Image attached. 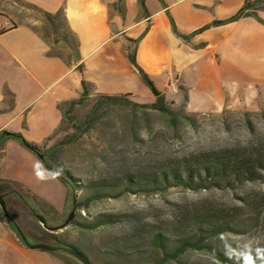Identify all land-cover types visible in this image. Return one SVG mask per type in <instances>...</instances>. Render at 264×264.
<instances>
[{"label": "rangeland", "instance_id": "rangeland-1", "mask_svg": "<svg viewBox=\"0 0 264 264\" xmlns=\"http://www.w3.org/2000/svg\"><path fill=\"white\" fill-rule=\"evenodd\" d=\"M50 24L57 35L66 32L62 19ZM144 88L148 96L139 103L148 105L154 97ZM96 101L87 99L76 106L74 120L84 124ZM168 106L167 115L108 107L84 135L66 123L40 152L57 154L74 181L73 189L67 190L39 159L41 168L28 157L9 152V175L22 177L28 191L37 189L62 209L53 213L46 203L20 190L51 227L65 224L74 198L77 203L101 199L88 210L77 211L72 225L56 235L46 232L30 210L14 211L28 242L61 248L53 254L29 250L0 209L4 225L26 249L25 255L0 264H264V173L230 188L195 192L163 181V174L193 157L264 146V108L196 115L183 104ZM12 107L8 98L0 114ZM64 142L71 144L57 149ZM52 167L63 175L57 165ZM68 247L83 259L66 252ZM183 247L177 260L164 261Z\"/></svg>", "mask_w": 264, "mask_h": 264}, {"label": "crops", "instance_id": "crops-1", "mask_svg": "<svg viewBox=\"0 0 264 264\" xmlns=\"http://www.w3.org/2000/svg\"><path fill=\"white\" fill-rule=\"evenodd\" d=\"M245 3L146 0L144 14L139 0H0V23L16 26L0 35V106L13 100L12 109L0 114V134L21 135L41 148L64 126L71 104L81 100L84 81L89 99L127 97L143 105L145 85L128 59L134 51L166 105L183 104L196 115L260 112L264 25L247 17L200 32L230 21ZM256 15L264 21V2ZM47 16L52 22L62 19L66 32L57 35ZM150 101L155 104V97ZM9 152L42 164L17 142L6 143L0 181L28 189L22 177L9 175ZM30 192L62 211L50 196ZM25 253L0 215V262Z\"/></svg>", "mask_w": 264, "mask_h": 264}, {"label": "trees", "instance_id": "trees-1", "mask_svg": "<svg viewBox=\"0 0 264 264\" xmlns=\"http://www.w3.org/2000/svg\"><path fill=\"white\" fill-rule=\"evenodd\" d=\"M145 1L146 0H139L142 11L144 12V14H147ZM263 2L264 0H246L243 9L230 21L225 23H214L213 25L206 27L200 32L206 31L211 27H221L223 25L236 23L241 19L247 17H254L264 25V21L260 20L256 15V12L259 11V7ZM47 19L51 21V18L49 16H47ZM182 38L188 42L190 41V37ZM135 43L136 45H138L140 43V40ZM128 59L130 61V64L138 72L143 84L151 91V93L155 97L156 103L153 105H139L131 102L127 97L101 96L97 99L96 104L93 107V111L91 115L86 119L85 123L79 124L72 117V112L76 106L83 104L90 97L89 86L84 81V94L80 101L73 102L71 104L69 111L65 114L64 125L67 123L76 133L84 135L93 128L94 124L97 122L100 112H103L106 110V108L112 106L128 107L134 111L141 109L158 112L163 115L170 114L171 109L168 105H166V102L161 93L157 90L149 76L138 66L136 61V51L130 54L128 56ZM59 131L55 135H57ZM9 141L17 142L35 157H37L35 151L40 153V147L30 144L23 138V136L3 132L0 134V159L3 157L5 145ZM70 144L71 143L68 142L61 143L57 149L61 150ZM41 163L66 187L67 190H69V188L73 189L74 181L69 172L64 168L63 165L59 163L56 153L50 154L49 160L47 161L45 159L44 161H41ZM52 164L57 165L58 169L63 173L64 176L61 175V173H59L55 168H53ZM262 173H264V146L243 148L238 150H226L193 157L191 160H186L183 166L172 168L168 173L163 174V181L167 183L169 187L184 188L193 192L200 190L207 191L210 189L220 190L222 188H230L234 183L257 180L261 177ZM0 186L12 187L14 189H17L20 193V190H26L24 186L14 182L0 181ZM28 192L31 193L30 191ZM21 195L24 196L22 193ZM34 197L38 199L36 196ZM96 199H101V197L89 198L82 203H77V211L88 210L91 203ZM52 211L53 213H58L54 209H52ZM157 243L159 248L161 250H164L165 245L161 240V237H158ZM59 249L61 250V248ZM68 250L74 253H78L71 247H68ZM184 251V247L179 248L177 250V253L173 254V256L166 257V260L164 261L177 260L179 255ZM78 255L81 257L80 254ZM84 263L87 264L86 261Z\"/></svg>", "mask_w": 264, "mask_h": 264}, {"label": "water", "instance_id": "water-1", "mask_svg": "<svg viewBox=\"0 0 264 264\" xmlns=\"http://www.w3.org/2000/svg\"><path fill=\"white\" fill-rule=\"evenodd\" d=\"M35 153L37 154L36 156L40 161L45 160L44 155L40 154L37 151H35ZM76 204H77V200H76V198H74V206H73L72 213L70 214V216H69L68 220L65 222V224L62 226H59V227H51L48 224L47 220L42 216L35 214L34 217L36 218V220H38V222L40 223V225L42 226V228L46 232L53 234V235H56L57 233L66 230L73 223V221L75 219V215L77 213ZM0 209H1V213H2L3 217L8 219L10 217L9 211H8L7 204L4 201L3 196L0 197ZM18 232H19V235L21 236L25 246L31 251H41V252H46L49 254L57 253L60 251V249L52 247V246H48V245H31L28 242V240L26 239V237L24 236V234L19 229H18ZM66 252H68V253H70V254L74 255L75 257H78L82 260V258L77 253H74L72 251H67V250H66Z\"/></svg>", "mask_w": 264, "mask_h": 264}, {"label": "flooded vegetation", "instance_id": "flooded-vegetation-1", "mask_svg": "<svg viewBox=\"0 0 264 264\" xmlns=\"http://www.w3.org/2000/svg\"><path fill=\"white\" fill-rule=\"evenodd\" d=\"M41 154L44 155V157L47 161L49 160V154L48 153L42 152ZM1 196L4 197V201L6 202L7 208L9 211L10 217L6 220L14 225L17 232L19 229L24 234V232L20 229L19 222H18L17 218L15 217L14 211L20 212L22 210H30L35 215L36 213L34 210H36V207H35L34 203L31 202L29 199H27L25 196H22L21 193L17 189H14L12 187L0 186V197ZM24 236H25V234H24Z\"/></svg>", "mask_w": 264, "mask_h": 264}, {"label": "built area", "instance_id": "built-area-1", "mask_svg": "<svg viewBox=\"0 0 264 264\" xmlns=\"http://www.w3.org/2000/svg\"><path fill=\"white\" fill-rule=\"evenodd\" d=\"M15 27L16 26L12 22H10L8 20H5V21L1 22L0 23V35L15 29Z\"/></svg>", "mask_w": 264, "mask_h": 264}]
</instances>
